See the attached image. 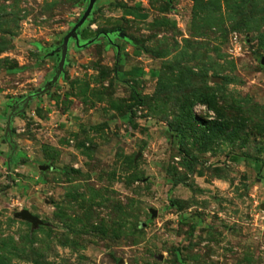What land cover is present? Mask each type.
I'll use <instances>...</instances> for the list:
<instances>
[{"label":"rangeland","instance_id":"obj_1","mask_svg":"<svg viewBox=\"0 0 264 264\" xmlns=\"http://www.w3.org/2000/svg\"><path fill=\"white\" fill-rule=\"evenodd\" d=\"M88 3L0 0V264H264V0H102L6 133Z\"/></svg>","mask_w":264,"mask_h":264},{"label":"water","instance_id":"obj_2","mask_svg":"<svg viewBox=\"0 0 264 264\" xmlns=\"http://www.w3.org/2000/svg\"><path fill=\"white\" fill-rule=\"evenodd\" d=\"M97 0H89V3L85 9V11L83 12L80 20L72 27V29L64 36L62 44L57 47L56 49L50 51L49 53L51 55L55 54V53H60V60L58 63V67L53 75V77L51 78L50 81H48L47 83H45V85L41 88H39L36 93L29 95L27 97H25L23 100H21L13 109L11 112V115L8 118V123H7V127H6V133H8L11 130V124H12V120L15 117V113H17L18 108H20V106H22L20 108L19 112H23L24 109L28 106L29 102L35 98L36 96H40V95H44L46 93H48L52 87L57 83L61 73L64 70L65 64H66V60H67V56H68V52H69V43L71 40L75 41V44L77 47H83L85 48L86 46L92 44L94 42V40H89L86 41L84 43L81 44L80 42V30L81 27L84 25V23H86V21L89 19V17L91 16L93 9L95 7ZM107 35V34H105ZM98 38V37H97ZM120 52H117V62H118V58H119ZM39 169L41 171H45L48 169L47 166L41 165L39 166ZM152 216H156V211L151 210ZM15 217L17 219L26 221L31 223L35 228L43 225V222L35 215H33L29 210L27 209H23L19 212H17L15 214Z\"/></svg>","mask_w":264,"mask_h":264},{"label":"trees","instance_id":"obj_3","mask_svg":"<svg viewBox=\"0 0 264 264\" xmlns=\"http://www.w3.org/2000/svg\"><path fill=\"white\" fill-rule=\"evenodd\" d=\"M102 2V0H97L96 1V4H95V7L93 9V12L98 8L99 4ZM92 12V14H93ZM92 14L91 16L89 17L88 21L86 22V26L81 28L80 30V40L82 42H85V41H89V40H94L96 41L98 38V36L101 34L100 31H97V32H93L89 25L90 23L92 22ZM123 14L125 16H129V17H133L134 19H139V20H146L147 19V14L146 13H142L141 11H139V5H136L134 7H128V8H124L123 9ZM135 48V49H134ZM133 48V51H132V54L136 57H140L142 55V51L140 48H136L134 47ZM119 50L121 52L124 51V49L122 48H119ZM117 73L119 74V72L117 71ZM129 75L133 76V77H143L144 75V70L143 68H140V67H132L131 68V71L129 72ZM203 101L204 102H207V95H204L203 97ZM192 105V103H190L188 106L190 107Z\"/></svg>","mask_w":264,"mask_h":264},{"label":"crops","instance_id":"obj_4","mask_svg":"<svg viewBox=\"0 0 264 264\" xmlns=\"http://www.w3.org/2000/svg\"><path fill=\"white\" fill-rule=\"evenodd\" d=\"M114 48H115V50H116V55H117V52L119 51L120 53H123V52H121L120 50H119V48L118 47H116L115 45H114ZM136 57V56H135ZM119 60V59H118ZM132 67H137V66H130V67H128V68H125V71H126V73H127V75L128 76H131V75H129V72L131 71V68ZM140 68H142V67H140ZM143 70H144V75L146 74V71H145V69L143 68ZM117 71L118 72H120L118 69H117ZM143 75V76H144ZM131 77H133V76H131ZM136 77V76H135ZM138 78V77H137ZM11 115V113L8 115V118H9V116ZM7 123H8V119H7ZM6 127H7V125H6ZM5 131H6V129H5ZM5 145L7 146V148H9V147H11V145L9 144V142H5ZM14 154H12V156H13ZM14 157V156H13ZM12 157V158H13ZM7 163H9V159H8V162Z\"/></svg>","mask_w":264,"mask_h":264},{"label":"flooded vegetation","instance_id":"obj_5","mask_svg":"<svg viewBox=\"0 0 264 264\" xmlns=\"http://www.w3.org/2000/svg\"><path fill=\"white\" fill-rule=\"evenodd\" d=\"M111 34H113V33H112V32H109L107 35H105V33H101V34L98 36V38L104 37V38L108 39V41H109V43L111 44V46H113V45H115V44H114V43L112 42V40H111ZM80 42H81V44L84 43V42H82L81 40H80ZM21 107H22V106H20V108H21ZM20 108H18L17 112L20 111Z\"/></svg>","mask_w":264,"mask_h":264}]
</instances>
